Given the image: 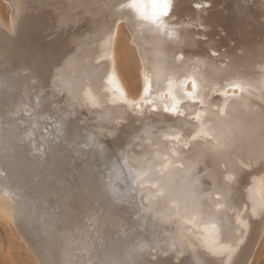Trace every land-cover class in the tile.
Returning a JSON list of instances; mask_svg holds the SVG:
<instances>
[{
	"label": "bare ground",
	"instance_id": "bare-ground-1",
	"mask_svg": "<svg viewBox=\"0 0 264 264\" xmlns=\"http://www.w3.org/2000/svg\"><path fill=\"white\" fill-rule=\"evenodd\" d=\"M144 2L0 0V49L16 51V60L24 58L20 49L30 45L16 44L24 36L57 47V60L74 87L82 89L91 105L88 109H97L106 138L123 137L125 154L139 164L128 172L122 160L114 165L115 161L105 159L106 165L113 164L106 183L112 193L126 199L129 187L137 186L136 197L142 202L136 209L146 223L162 226L161 246H167L162 253L173 252L175 245L178 259L188 246L205 264H252L264 239V214L253 215L254 207L264 206V0H170L171 12L161 16L158 24L140 18ZM166 2L152 0L150 11H159ZM181 52L185 59L177 62ZM34 58L26 77L43 79L31 76L27 84L23 81L17 87L22 99L11 107L13 115L21 114L32 127L37 125L35 108L41 106L44 78L53 65L50 61L41 68L39 56ZM91 67L96 72H88ZM92 74H97L101 94L94 91ZM192 79L198 93L189 99L186 92L193 91ZM169 80L180 100L176 114L164 109V104L172 106ZM185 80L183 88L178 87ZM234 83L240 88H233ZM58 95L64 96L65 91ZM77 100L74 97L79 106ZM61 108L59 104L53 109ZM197 112L204 114L201 120L195 119ZM61 114L72 120L68 109ZM5 177L0 174V221L9 225L23 213L2 182ZM240 204L248 212L246 219ZM153 253L157 255V250Z\"/></svg>",
	"mask_w": 264,
	"mask_h": 264
},
{
	"label": "rangeland",
	"instance_id": "rangeland-1",
	"mask_svg": "<svg viewBox=\"0 0 264 264\" xmlns=\"http://www.w3.org/2000/svg\"><path fill=\"white\" fill-rule=\"evenodd\" d=\"M2 12L6 17L4 5ZM16 42L30 45L31 49H20L24 55L21 61L16 60V51L13 55L0 49V63L5 62L0 65V174L6 175L2 182L13 192L23 214L15 216L9 225L0 221V264H205L193 256L188 246L183 248L178 259L174 258L175 245L173 252L162 253L167 248L166 245L162 248L163 240L158 233L162 226L146 223L144 214L136 209L142 202L136 197L137 186L129 187L128 199L126 194H123L126 197L121 194L120 198L117 193H112L107 177H111L113 164L118 165L122 160L128 172L136 170L139 164L131 162L125 154L127 143L123 137L106 138L95 113L97 109H88L91 105L82 89L74 87L63 63L57 60V47L44 41H29L25 36ZM35 55L39 56L41 68L47 67L50 61L53 65L49 67L48 78H44L41 106L35 108L39 112L35 113L37 125L32 127L21 114L13 115L11 107L17 99H22L20 95L18 97L20 84H27L33 76L43 79L30 73L32 77H26L30 62L36 60ZM70 62L76 64L77 58L73 56ZM94 71L95 67L88 70ZM89 78L94 83V91L99 93L97 74ZM55 81H58L57 85ZM37 85L41 87V83ZM68 88L69 91L72 88L70 93ZM62 89L64 96L58 95ZM74 97L78 98L79 106L75 105ZM25 100L34 108L30 96ZM59 104L62 108L56 112L53 108ZM63 109L72 113V120L63 118ZM73 114L79 115L78 118ZM105 159L115 162L112 166L106 165ZM115 205H121L122 208H117L122 211ZM240 206L238 209L246 219L248 212ZM155 249L157 255L153 253ZM252 264H264V239L256 248Z\"/></svg>",
	"mask_w": 264,
	"mask_h": 264
},
{
	"label": "snow or ice",
	"instance_id": "snow-or-ice-1",
	"mask_svg": "<svg viewBox=\"0 0 264 264\" xmlns=\"http://www.w3.org/2000/svg\"><path fill=\"white\" fill-rule=\"evenodd\" d=\"M206 6L210 7L211 4L209 3ZM193 7H197L198 8L199 5H193ZM152 8H153L152 0H145L144 4L141 7V10L139 12V16H140L141 19L150 20L152 23L158 24L160 22V17L161 16H167L171 12V2H170V0H168V2H166L160 8V10L156 11V12H151L150 9H152ZM211 54L212 55H218V53H215V52H212ZM184 59H185V57H184V54L182 52L179 55L176 56V61L177 62L182 61ZM109 82L110 83L112 82V78H110ZM168 83H169V90L167 92V95L172 100V106L169 107L167 104H164V109H165V111H167L169 113L176 114L177 112H179L180 100H178L176 98V96L173 94V81L169 80ZM186 83H187V80L182 81L181 84L178 87L183 88V86ZM191 83H192L193 91L186 92V97L189 98V99L196 97L197 93H198V91H197L198 85H197L196 80L192 79ZM231 86L233 88H240V85L236 84V83L231 84ZM113 87H116V85L113 84ZM148 91H149V89L147 87H145L144 88V94L147 95ZM123 95H124V93H123V91H121V98H123ZM224 95H225V97L228 96L227 91L224 92ZM163 96H164V94H162L160 98H162ZM148 103H151V101H148ZM140 107H141L140 103H137V108H140ZM219 111L221 113H223L224 108H220ZM181 114H183V113H181ZM203 115H204L203 113L197 112V114L195 116V119L196 120H201ZM202 129H203V126H202ZM229 179H231V177H229ZM257 212H259L260 215L264 214V206H261L259 209H257V207H254L253 208V215H256Z\"/></svg>",
	"mask_w": 264,
	"mask_h": 264
}]
</instances>
